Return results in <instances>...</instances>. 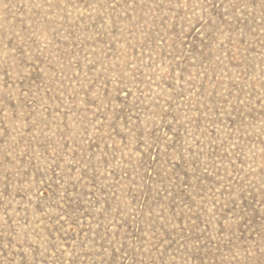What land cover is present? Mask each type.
<instances>
[{
    "label": "rangeland",
    "instance_id": "374dc122",
    "mask_svg": "<svg viewBox=\"0 0 264 264\" xmlns=\"http://www.w3.org/2000/svg\"><path fill=\"white\" fill-rule=\"evenodd\" d=\"M0 264H264V0H0Z\"/></svg>",
    "mask_w": 264,
    "mask_h": 264
}]
</instances>
